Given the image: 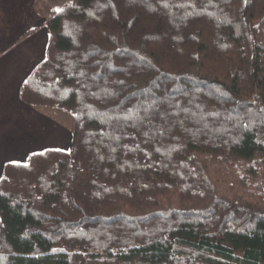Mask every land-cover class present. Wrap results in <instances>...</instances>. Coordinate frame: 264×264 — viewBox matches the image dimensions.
Segmentation results:
<instances>
[{
	"label": "trees",
	"instance_id": "trees-1",
	"mask_svg": "<svg viewBox=\"0 0 264 264\" xmlns=\"http://www.w3.org/2000/svg\"><path fill=\"white\" fill-rule=\"evenodd\" d=\"M34 6L72 141L4 164L0 264H264V0Z\"/></svg>",
	"mask_w": 264,
	"mask_h": 264
},
{
	"label": "crops",
	"instance_id": "crops-1",
	"mask_svg": "<svg viewBox=\"0 0 264 264\" xmlns=\"http://www.w3.org/2000/svg\"><path fill=\"white\" fill-rule=\"evenodd\" d=\"M34 1L0 0V177L7 162L71 147L72 136L63 125L19 96L23 80L44 58L49 37Z\"/></svg>",
	"mask_w": 264,
	"mask_h": 264
},
{
	"label": "rangeland",
	"instance_id": "rangeland-1",
	"mask_svg": "<svg viewBox=\"0 0 264 264\" xmlns=\"http://www.w3.org/2000/svg\"><path fill=\"white\" fill-rule=\"evenodd\" d=\"M43 1H44V3H47V4H49V5L53 6V7H61L64 4V2L67 1V0H43Z\"/></svg>",
	"mask_w": 264,
	"mask_h": 264
},
{
	"label": "snow or ice",
	"instance_id": "snow-or-ice-1",
	"mask_svg": "<svg viewBox=\"0 0 264 264\" xmlns=\"http://www.w3.org/2000/svg\"><path fill=\"white\" fill-rule=\"evenodd\" d=\"M56 11H58V12H59V11H62V9H56Z\"/></svg>",
	"mask_w": 264,
	"mask_h": 264
}]
</instances>
